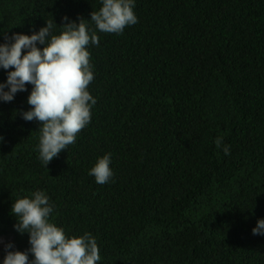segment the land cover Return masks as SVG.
<instances>
[{
	"label": "trees",
	"instance_id": "obj_1",
	"mask_svg": "<svg viewBox=\"0 0 264 264\" xmlns=\"http://www.w3.org/2000/svg\"><path fill=\"white\" fill-rule=\"evenodd\" d=\"M101 6L0 0V31L54 19L55 35L67 15L99 37L91 122L47 166L40 122L18 114L31 85L0 102V237L29 247L10 209L41 190L66 235L96 238L99 264H264L251 231L264 218V0H135L138 23L120 34L88 19ZM105 154L114 176L101 185L89 170Z\"/></svg>",
	"mask_w": 264,
	"mask_h": 264
},
{
	"label": "clouds",
	"instance_id": "obj_2",
	"mask_svg": "<svg viewBox=\"0 0 264 264\" xmlns=\"http://www.w3.org/2000/svg\"><path fill=\"white\" fill-rule=\"evenodd\" d=\"M100 3V9L92 11L88 18L97 31L120 34L125 27L138 23L135 0H100ZM61 19L62 30L55 35L53 31L58 24L54 19L45 21L31 34L0 31V69L6 72V79L0 81V102L13 101L17 93L29 91L31 85L27 96L30 107L18 114L25 121L40 122L38 151L45 166L75 143L77 133L91 122V108L97 102L88 90L94 72L87 46L99 45V37L81 18L79 22L67 15ZM4 139L0 135V143ZM215 143L218 148L223 147L225 155L230 154V146L224 144L223 137H217ZM110 164L111 154H105L89 170L97 184H106L113 178ZM10 211L16 218L14 230L28 233L29 247L20 250L14 241L0 240L4 250L0 264H99L101 261L92 234L85 232L70 237L52 221L54 205L44 191L16 199ZM251 231L253 235H264V218H258Z\"/></svg>",
	"mask_w": 264,
	"mask_h": 264
},
{
	"label": "rangeland",
	"instance_id": "obj_3",
	"mask_svg": "<svg viewBox=\"0 0 264 264\" xmlns=\"http://www.w3.org/2000/svg\"><path fill=\"white\" fill-rule=\"evenodd\" d=\"M0 240H2V241H9L7 238H5V237H0ZM0 247H3L2 246V244H0Z\"/></svg>",
	"mask_w": 264,
	"mask_h": 264
}]
</instances>
